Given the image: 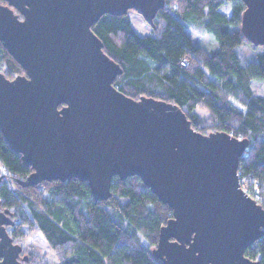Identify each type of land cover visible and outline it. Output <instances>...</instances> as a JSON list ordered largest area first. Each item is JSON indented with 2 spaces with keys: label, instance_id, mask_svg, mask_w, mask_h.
<instances>
[{
  "label": "water",
  "instance_id": "obj_1",
  "mask_svg": "<svg viewBox=\"0 0 264 264\" xmlns=\"http://www.w3.org/2000/svg\"><path fill=\"white\" fill-rule=\"evenodd\" d=\"M4 1L0 40L25 73L0 71V130L33 168L20 183L76 177L106 200L114 177L137 175L173 210L152 248L162 264H260L245 251L264 235V206L238 175L249 138L203 133L176 103L126 95L114 85L121 65L92 29L130 9L154 29L166 0ZM243 2L241 31L262 46L264 0ZM14 223L0 209V264H28L7 230Z\"/></svg>",
  "mask_w": 264,
  "mask_h": 264
},
{
  "label": "trees",
  "instance_id": "obj_2",
  "mask_svg": "<svg viewBox=\"0 0 264 264\" xmlns=\"http://www.w3.org/2000/svg\"><path fill=\"white\" fill-rule=\"evenodd\" d=\"M245 9L243 0H166L153 34L141 35L129 12L106 13L92 29L104 51L121 65L123 73L114 85L126 95L176 103L203 133L249 138L239 170L253 172L264 195V95L252 86L253 81L264 84V50L256 60L238 51L244 42L255 46L241 31ZM200 22L218 41L217 48L193 43L187 28ZM0 71L9 78L25 73L1 40ZM32 171L0 130V209L12 212L15 223L7 230L14 242L42 235L58 259L55 264H162L152 248L173 210L139 176L114 177L112 196L95 200L89 183L76 177L23 186L20 182ZM8 174L17 189L10 187ZM29 254V264H49L39 254ZM245 254L264 264V235Z\"/></svg>",
  "mask_w": 264,
  "mask_h": 264
},
{
  "label": "rangeland",
  "instance_id": "obj_3",
  "mask_svg": "<svg viewBox=\"0 0 264 264\" xmlns=\"http://www.w3.org/2000/svg\"><path fill=\"white\" fill-rule=\"evenodd\" d=\"M131 22L134 28L141 35L153 34L152 26L147 23L144 17L134 9L129 10ZM192 36L193 43L196 45L204 46L208 49H215L218 47V41L212 33H210L202 22L198 23L194 28H187ZM264 46H253L248 42H244L238 47L240 54H245L250 60H256L258 55L263 52ZM252 86L258 94L264 95V84L259 81H253ZM197 112L202 116H207L208 111L204 109H197ZM9 176V175H8ZM11 176V175H10ZM12 177V176H11ZM142 240L147 244V240L142 237ZM23 248L29 252H35L44 258L49 264H55L58 259L55 253L49 248L42 235H32L27 239L19 240Z\"/></svg>",
  "mask_w": 264,
  "mask_h": 264
},
{
  "label": "built area",
  "instance_id": "obj_4",
  "mask_svg": "<svg viewBox=\"0 0 264 264\" xmlns=\"http://www.w3.org/2000/svg\"><path fill=\"white\" fill-rule=\"evenodd\" d=\"M7 170V168L5 167ZM9 175V174H8ZM238 175H239V183H240V188L252 199L257 201L258 203L262 204L264 203V195L261 193L260 189V182L255 176L253 172H247V173H242L238 169ZM10 180V187L12 189H17L16 184L14 183L12 177L9 175L8 176Z\"/></svg>",
  "mask_w": 264,
  "mask_h": 264
},
{
  "label": "flooded vegetation",
  "instance_id": "obj_5",
  "mask_svg": "<svg viewBox=\"0 0 264 264\" xmlns=\"http://www.w3.org/2000/svg\"><path fill=\"white\" fill-rule=\"evenodd\" d=\"M4 174H2L1 175V177H0V181H3V178H4V176H3ZM5 209H7V208H5ZM4 209V210H5ZM2 210V209H1ZM31 255L23 248V250H22V252H21V254H20V256H19V259L22 261V262H25V263H30V261H31Z\"/></svg>",
  "mask_w": 264,
  "mask_h": 264
},
{
  "label": "crops",
  "instance_id": "obj_6",
  "mask_svg": "<svg viewBox=\"0 0 264 264\" xmlns=\"http://www.w3.org/2000/svg\"><path fill=\"white\" fill-rule=\"evenodd\" d=\"M261 95V94H260Z\"/></svg>",
  "mask_w": 264,
  "mask_h": 264
}]
</instances>
